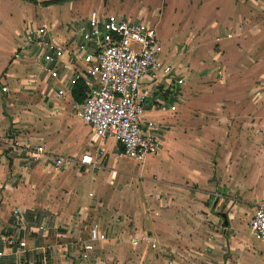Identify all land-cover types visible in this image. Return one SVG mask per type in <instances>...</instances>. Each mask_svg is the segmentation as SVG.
<instances>
[{
    "label": "crops",
    "instance_id": "0c3cea01",
    "mask_svg": "<svg viewBox=\"0 0 264 264\" xmlns=\"http://www.w3.org/2000/svg\"><path fill=\"white\" fill-rule=\"evenodd\" d=\"M14 1H23V4L32 5L33 9L21 33L27 26L45 24L60 40L68 39L85 25L89 15L82 16L75 8H64L68 2L71 3L68 7H72L77 0H63L50 5L43 3L52 0ZM97 1L98 5L92 11L124 17L129 13L126 18L143 22L139 12H126L127 8L121 6L104 8V0ZM161 1L162 7L170 3H184L194 8L201 3L198 9L201 16L193 25L196 32L188 33L183 42L164 45L156 31L163 47L164 60L173 65L184 81L176 86L172 78L159 74H149L141 80L140 94L147 100H154L156 106L167 104V87L175 86L179 97L174 110L145 107L142 128L156 137L159 153L157 156H146L141 162L136 161L140 164L136 173L116 170V159L126 157L119 156L122 148L113 140L102 143L105 151L103 168L83 167L79 163L81 155L97 146L98 140L71 108L73 87L66 83L69 68H60L57 79L50 77L43 70V51L32 47L13 58L19 50L20 32L11 48L7 47V60L0 67V249L4 251L0 264L71 263L76 257L75 242L87 239L91 224L85 232L80 228L76 231L77 226L65 223L70 219L63 214L71 212L79 202L82 209L78 212H89V205L101 207L100 199L105 197L113 204L118 203L114 208L120 212H125L126 204L131 201L133 226L128 235L115 236V243L111 244L107 236L105 242L96 245L94 256L101 264H131L121 257L120 244L125 250L153 251L157 257L150 260L151 255L145 254L147 260L144 261H149L147 264H174V261L178 264H264L262 246L257 245L253 249L244 236L256 203L264 198V160L259 164L260 168L262 165L263 175L260 169L258 186L253 191L261 197L254 203L247 225L236 220V211L226 215L219 213L215 207L204 205L200 199L201 191H194L193 200L188 198L184 204L179 203L184 196L179 191V186H183L180 183L191 182L202 175L201 169L195 168V161L196 149L202 147V140L196 135L200 127L205 126L203 122L206 120L216 133H219L220 126L222 131H227L229 110L225 106L219 107L221 102H217L225 66L234 63L233 54L240 51L253 62L254 67L264 70V0ZM37 6L40 10H51L53 6L60 10L53 17H45L43 11L41 15L36 14ZM37 19L41 22L37 23ZM209 59L211 63H208ZM193 68H208L210 73L196 76ZM202 79L212 81L208 90L202 89ZM2 86L7 89L5 92L1 90ZM58 90H62L63 94L59 95ZM10 129L11 133H8ZM37 145L43 146V152L34 160L32 154ZM110 156H114L112 163ZM56 157L65 159L64 168L52 167ZM223 171L226 173L227 170ZM143 175L158 178V186L153 183L155 188L150 189L152 192L138 180ZM229 179L226 177L223 182ZM231 182L224 186L222 194H226V187L231 190ZM78 186L83 191L79 194L81 199L75 196L76 191L73 190ZM144 190L154 197L149 204L155 216L141 224V215L150 210L140 204L139 196L146 195ZM245 195L249 197L251 194ZM97 212L102 213L99 209ZM57 228L64 230L58 239L53 238ZM67 228L74 231H67ZM137 235L155 239L158 248L151 249L145 241L133 247L130 238ZM3 239L11 243L4 245ZM19 242H24V246L20 247ZM108 245L109 253H102Z\"/></svg>",
    "mask_w": 264,
    "mask_h": 264
},
{
    "label": "rangeland",
    "instance_id": "374dc122",
    "mask_svg": "<svg viewBox=\"0 0 264 264\" xmlns=\"http://www.w3.org/2000/svg\"><path fill=\"white\" fill-rule=\"evenodd\" d=\"M12 1L13 2L9 0H0V67L5 65L7 60V47L9 49L11 48L15 41L14 39H16L15 36H18L17 33L20 32L23 26L28 22L33 11L32 5L30 4H23V1ZM70 4L71 3L68 2L65 4L66 7L64 8L66 10H73V8H75L82 16H85L88 15L92 9H96L95 6L98 5V1L77 0L75 3H72V7L69 8L68 6ZM187 5L194 6L193 4ZM117 6L127 8V11H125H129L133 14L139 12V17L142 18L143 22L148 23L150 26H155L163 44L171 45L175 42L185 41V36L188 33L196 32L193 25L196 18L201 16L198 9H200L202 5L200 3L195 6V9V7L185 6L184 3H170L162 7L163 2L161 0L160 4L158 0H104V8H115ZM50 8L51 10H40L37 6L35 11L37 15H41L43 11L42 13L45 14V17H53L59 13V7L53 6ZM126 15H128L126 17H129V13ZM36 22L40 23L41 21L37 19ZM207 43L210 44L211 40ZM210 49L217 51L214 47ZM198 55L200 56L201 54L199 53ZM233 55L234 57L232 59H234L235 62H230L228 66H225L223 79L219 86V99L217 101L221 102V105H218L219 107L225 106L229 110V121L226 122L227 131H222L220 126V129L217 130L219 133H216L213 128L207 124L208 122H206V120L203 122L205 126L203 128L201 126L200 132L196 135L197 138L202 140V147L196 149L195 161L197 164L195 168H200L202 175L191 182L184 181L185 183H180L183 186H179V191H181V194L184 196L181 197L182 201L179 203L184 204L187 202L188 198L193 200L195 196L193 194L201 191L200 199L202 198L201 202H203L204 205L215 207L219 213H225L226 215L234 214L236 211V220L247 225L254 208V203L257 198L259 199L261 197H257L253 191L258 186L257 175L260 169V174L263 175L262 165L260 168L259 164L260 161L264 160V70L254 67L253 62L248 60L246 55L240 51ZM205 56L208 57L207 54H205ZM208 63H211L210 59ZM254 64H256V62ZM192 70L197 73L196 76H203L210 73V69L208 68H193ZM193 77H195L194 74ZM201 83L202 89H207V87H211L212 85V81L206 82L203 79ZM223 124H225V122ZM206 126L207 129H205ZM8 133H11V129ZM158 153L155 155L157 156ZM113 159L114 156L109 157L110 163L113 162ZM116 168L117 171L122 170L130 174L136 173L140 168V164L128 158H120L116 159ZM222 168L227 170L226 173ZM226 177H229L230 181L227 180L223 182ZM138 180L149 190L155 188L152 187L153 183H155V186H158V178L156 179L155 175H148V177L145 175H143V177L139 176ZM229 182H231L229 185L231 190L226 187V194L224 193L225 196H223V188H225L224 186ZM262 183L264 184V179ZM31 188H33V186H31ZM73 190L74 192L76 191L74 193L75 196L80 198L79 194L80 192L83 193V191L80 190L79 186ZM210 191L212 195L209 196L208 194ZM145 192L146 195H144V197L141 195L139 196L140 204L145 209L150 210L141 215V224L155 216L153 212H151L153 208H151V204H149V200L154 197L153 195H149L147 191ZM202 193H206L205 195L207 196H203ZM245 193L251 195L247 197ZM106 199L107 197H105V199H100L102 203L101 207L96 204L89 205V212H80L82 206L79 202L73 207L71 212L63 214V216L68 215L70 219V222L65 223H69V225L67 224L68 226H70V224L75 227L77 226L76 231L80 228L82 232H85L86 227L92 223H101V226L107 233L109 242L113 244L115 236H126L128 235L127 233L130 232L133 226L130 209L133 205H131V201H129L126 204V211L120 212L118 209L114 208L118 203L113 204ZM103 200L108 203H105V201L103 202ZM125 200L126 197L123 198V201ZM166 200L168 201V199ZM74 202L76 203V199ZM196 203H199V201ZM79 209L80 211L78 212ZM98 209L102 211L101 214H98ZM79 222H81V224H79ZM245 230L247 231H244V236L248 239V242L252 244L253 249H256L257 245L262 246V251L264 253V243L256 241L252 235H250L247 227ZM63 231L64 230L61 228L55 229L54 234H56V236L53 238H60L59 235L63 233ZM67 231L74 230L67 228ZM117 242L119 241H116V243ZM120 246H122V252H120L121 257L125 261L127 260V262L130 261L131 264L149 263V261H144L147 260L145 254H148V256L151 255L150 260L157 257L151 250L142 251L130 248H126L125 250L123 244H120ZM109 248L108 245L102 253H109ZM178 263V261H174V264Z\"/></svg>",
    "mask_w": 264,
    "mask_h": 264
},
{
    "label": "built area",
    "instance_id": "2783aa9c",
    "mask_svg": "<svg viewBox=\"0 0 264 264\" xmlns=\"http://www.w3.org/2000/svg\"><path fill=\"white\" fill-rule=\"evenodd\" d=\"M20 46L13 57L32 47L42 50L43 70L52 78H59L60 68H69L66 83L73 87L82 81L86 95L82 102H73L71 108L75 116L87 125L98 140V145L84 152L79 163L86 168L100 169L104 166L102 143L113 140L122 150L119 156L141 162L146 156L159 152L156 137L142 128L141 118L147 105L160 110H174L179 97L175 86L167 87V104L156 106L140 94L139 86L143 77L149 74L172 78L176 86L183 84L173 65L164 60L163 47L156 30L144 22L124 16L105 15L92 11L85 25L76 30L68 39H59L45 24H35L19 36ZM5 92L7 89L1 87ZM58 94H63L58 90ZM43 146L37 145L32 159L37 160ZM65 159H53V168H64ZM15 212V211H14ZM252 237L264 243V198L256 203L249 220ZM107 240V233L97 223L87 230V239L76 243V257L69 264H101L94 256L96 245ZM133 247L145 241L151 249L158 243L148 235L130 238ZM2 243L11 242L3 239ZM20 247L24 242H19ZM4 251L0 249V257Z\"/></svg>",
    "mask_w": 264,
    "mask_h": 264
},
{
    "label": "trees",
    "instance_id": "16d2710c",
    "mask_svg": "<svg viewBox=\"0 0 264 264\" xmlns=\"http://www.w3.org/2000/svg\"><path fill=\"white\" fill-rule=\"evenodd\" d=\"M62 2L63 0H52V1L44 2L43 4L50 5V4H59ZM85 95H86V88L83 82L82 81L76 82L71 90V96L73 98V101L80 103L84 100Z\"/></svg>",
    "mask_w": 264,
    "mask_h": 264
}]
</instances>
